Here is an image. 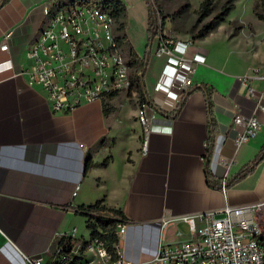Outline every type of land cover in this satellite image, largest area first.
Masks as SVG:
<instances>
[{
	"label": "crops",
	"instance_id": "crops-1",
	"mask_svg": "<svg viewBox=\"0 0 264 264\" xmlns=\"http://www.w3.org/2000/svg\"><path fill=\"white\" fill-rule=\"evenodd\" d=\"M54 1L9 0L0 6V246L7 242L30 254L46 251L62 234L74 228L78 234V227H73L82 215L78 206L102 200L125 215L126 231L119 241L124 259L129 264H158L155 257L162 239H177V230L182 237L190 235L185 216L220 211L227 203L264 202V158L225 192L207 182V101L196 86L211 88L218 130L209 169L215 180L220 181L225 171L218 162L221 154L236 153L233 177L264 145V113H259L260 133L236 150L239 128L227 123L236 112L250 113L254 107V101L239 92L237 81L244 73L252 75L253 69L231 71L226 61L215 62L213 49L204 43L216 29L197 40L206 61L197 67L193 90L179 109L176 100L153 90L163 61L150 60L144 83L152 100L147 103L152 128L143 153L139 105L130 102L131 108L122 112L115 101L122 92L54 113L42 89L30 85L22 74L28 65L26 51L45 20L44 7ZM122 1L127 8V41L142 59L148 43L147 4ZM257 70L260 73L256 69L253 75ZM254 81L263 84L255 87ZM251 84L260 91L264 80L253 78ZM258 218L264 225V205ZM0 264L12 263L0 253Z\"/></svg>",
	"mask_w": 264,
	"mask_h": 264
},
{
	"label": "built area",
	"instance_id": "built-area-1",
	"mask_svg": "<svg viewBox=\"0 0 264 264\" xmlns=\"http://www.w3.org/2000/svg\"><path fill=\"white\" fill-rule=\"evenodd\" d=\"M66 1L45 5V20L26 51L28 65L22 70L30 85L42 89L54 113L68 112L111 93L128 92L134 87L135 75L141 74L131 70L117 38V21L109 9L86 0ZM197 40L193 35L180 39L166 34L160 18L158 32L150 42L147 66L153 58L163 61L153 90L164 92L178 105L192 90L197 67L206 61V51ZM1 48L7 49L8 44L2 43ZM253 78L264 80V75L257 70L254 75L237 78L239 92L247 100H253L254 107L250 113L236 112L227 123L228 127L239 128L236 150L256 137L262 128L259 113H264V87L258 91L251 84ZM147 110L146 102L137 109L144 135L143 153L147 152L152 128ZM218 162L225 169L220 187L225 192L236 153L221 154ZM263 205V201L227 203L220 211L185 216L190 235L182 237L184 233L177 230V239H162L155 260L158 264H264V225L258 218ZM218 212L224 215L218 216ZM245 212L250 217L233 216ZM90 214L97 223V217L104 220L116 217L108 209H93ZM97 230L106 233L101 225ZM125 231L126 220L119 219L115 227L118 237L115 259L104 239L90 234L87 238L78 237L77 228L62 234L52 247L40 253H26L16 245L14 250L7 242L0 246V253L12 264H129L119 246Z\"/></svg>",
	"mask_w": 264,
	"mask_h": 264
},
{
	"label": "rangeland",
	"instance_id": "rangeland-1",
	"mask_svg": "<svg viewBox=\"0 0 264 264\" xmlns=\"http://www.w3.org/2000/svg\"><path fill=\"white\" fill-rule=\"evenodd\" d=\"M143 1L145 2V0ZM151 1L163 15L167 16L164 24L166 34L176 38H190L197 34L203 23L211 19L206 18L199 21V8L203 0ZM225 2L226 0H214L213 13L219 12ZM256 2L257 0H234V7L225 21L218 25L214 34L205 40L204 44L213 49L215 62L219 64L226 61L228 69L231 71H240L247 66L244 72L251 71L249 69L252 67L253 70L250 72L252 75L256 69H260V74L264 75V20L255 13ZM123 52L128 61L131 60L128 50L124 48ZM141 69L140 66H131L133 73L139 72ZM242 76L251 75L244 73ZM261 83L263 84V81ZM261 83L254 81L255 87ZM135 89L124 91L115 99L122 112L125 113L128 107L131 108L130 102L136 107L141 104ZM121 151L122 148L119 146L118 152L121 153ZM78 217L77 223L73 227H78V237L87 238L90 231L86 227L85 217L83 215H78ZM185 231L187 232L188 229L185 228Z\"/></svg>",
	"mask_w": 264,
	"mask_h": 264
},
{
	"label": "trees",
	"instance_id": "trees-1",
	"mask_svg": "<svg viewBox=\"0 0 264 264\" xmlns=\"http://www.w3.org/2000/svg\"><path fill=\"white\" fill-rule=\"evenodd\" d=\"M9 0H3L0 3V6H3L6 4ZM70 2H75L79 0H68ZM89 2H94L96 4H100L103 7L109 9L113 16L115 17L117 21V38L122 46V49L124 51V48L128 50V53L130 55L131 60H129V63L131 66H140L142 67L141 69V74H138L133 82H134V87L133 89L136 90L138 96H139V101L142 103H151L152 100L148 97L147 91L145 88V83H144V75L145 71L147 68V62L149 58V46L150 42L158 32L159 28V20L161 18L162 24H165V20L167 18L166 15H163L160 10H158L157 7H155L152 3L151 0H145L147 7H148V28H147V33H148V43H147V50L144 55L143 59H139L136 56L135 51L133 48L129 45L127 38H126V17H127V8L125 3L122 0H86ZM59 3H65L67 2L66 0H58ZM213 5H214V0H203L200 8H199V21H202L203 19L206 18H211L209 21H206L205 23L202 24L201 28L198 30L197 34L193 35L195 39L198 38H204L207 36L209 33L213 32L218 25L225 21L227 15L230 13V11L234 7V0H226V2L223 4L221 7L220 11L217 13H213ZM255 13L256 15L264 20V0H257L256 5H255ZM198 37V38H197ZM200 88L202 89L205 94H206V101H207V113H208V140H207V146H206V156H205V161H206V178L207 182L210 186L212 187H221V180L217 181L212 177V174L209 169V159L212 155V152L214 150V145L216 141V134H217V122L214 116L213 112V105L210 101V93H211V88H209L207 85H198L194 89ZM193 90V89H192ZM117 93H111L110 95H116ZM183 102V101H182ZM182 102L179 104V107L181 106ZM108 111L107 108H105L104 105V111ZM264 158V145L260 152L256 155L255 159L251 164L246 165L243 167L236 175L233 177H230L227 180V185L230 186L233 183L237 182L241 178L245 177L248 175L254 168L255 166L262 161ZM109 160V157L106 158L105 162ZM90 167V160L88 159L86 161V169ZM93 209H108L109 211L113 212V214L116 216L115 218H110L107 220H104L102 218H96L98 223L96 221H93L91 218L93 217L90 214V210ZM78 212H80L83 216H85L86 220V227L90 231L91 236H99L100 238L104 239L109 247V249L114 253L113 258H117V255L115 254V245L118 243V237L115 233V227L117 221L120 220H126L125 215L121 209L118 208H113V207H108L106 206L102 200H98L95 203L88 204V205H80L77 207ZM101 225L103 228V231H105V234L100 233L97 230V227Z\"/></svg>",
	"mask_w": 264,
	"mask_h": 264
}]
</instances>
